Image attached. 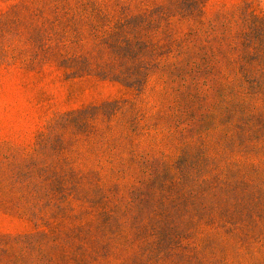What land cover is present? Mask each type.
<instances>
[{
	"label": "rangeland",
	"instance_id": "obj_1",
	"mask_svg": "<svg viewBox=\"0 0 264 264\" xmlns=\"http://www.w3.org/2000/svg\"><path fill=\"white\" fill-rule=\"evenodd\" d=\"M0 264H264V0H0Z\"/></svg>",
	"mask_w": 264,
	"mask_h": 264
}]
</instances>
